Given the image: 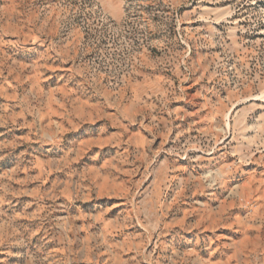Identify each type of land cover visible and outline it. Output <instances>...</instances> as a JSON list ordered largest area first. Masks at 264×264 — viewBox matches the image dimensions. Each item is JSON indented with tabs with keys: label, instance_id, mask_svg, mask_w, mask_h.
Instances as JSON below:
<instances>
[{
	"label": "rangeland",
	"instance_id": "374dc122",
	"mask_svg": "<svg viewBox=\"0 0 264 264\" xmlns=\"http://www.w3.org/2000/svg\"><path fill=\"white\" fill-rule=\"evenodd\" d=\"M0 264H264V0H0Z\"/></svg>",
	"mask_w": 264,
	"mask_h": 264
}]
</instances>
